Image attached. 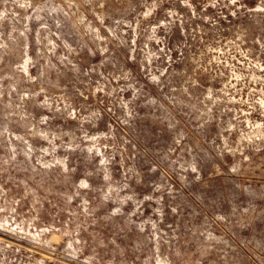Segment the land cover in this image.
<instances>
[{
	"label": "rangeland",
	"instance_id": "obj_1",
	"mask_svg": "<svg viewBox=\"0 0 264 264\" xmlns=\"http://www.w3.org/2000/svg\"><path fill=\"white\" fill-rule=\"evenodd\" d=\"M0 264H264V0H0Z\"/></svg>",
	"mask_w": 264,
	"mask_h": 264
}]
</instances>
